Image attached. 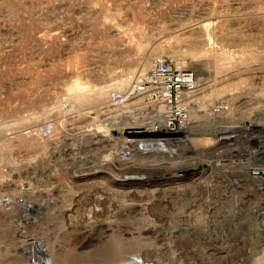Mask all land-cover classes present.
<instances>
[{
	"label": "rangeland",
	"instance_id": "374dc122",
	"mask_svg": "<svg viewBox=\"0 0 264 264\" xmlns=\"http://www.w3.org/2000/svg\"><path fill=\"white\" fill-rule=\"evenodd\" d=\"M80 1L81 0H0V41L4 44L0 47V264H47L49 262H45V259L46 257L49 258V256L51 258V260L49 259L50 263L53 262L54 264H75L76 262H80V264H107L103 263V261L102 263L99 262L101 261L100 258H93V253H89L90 255L88 253V255H77L74 260L69 259L70 256L83 251L82 249H78H80V245L84 242V235L93 227V225L91 226L93 222L91 219H98V217H94L95 214L93 211L95 208L94 188H87L88 190L86 189L81 194V196L84 195L85 197L82 196L81 198V196H79V200L76 199L77 201L75 200L74 202L71 200L72 203H70V197L78 195L81 191L75 186L76 184H73L76 180L70 178L72 174L78 173L77 170H85V173L94 172V168L102 165V169L100 168L101 171L114 175L117 172L135 171V169H138L137 167L145 164H154L155 166L159 165V167H157V175H159L157 179L176 175L183 176L187 173L185 172L187 169V162L183 160L175 161L170 154V152H172L171 149L166 153L165 151H167L168 148L164 150L159 145L163 152L154 153L151 152L152 150L146 152L144 148L147 147L148 144L141 142L139 139L137 140L136 147L133 149L130 160L127 161V163L116 161L117 158L114 157L115 153L113 150L118 148L121 144H124L123 136L128 130H130L129 123H141L139 120V122L136 120V122L133 121L135 114L131 112V108H127L128 110L126 109V111H130L129 114L131 113L130 116L132 120H121L124 115H128V113L125 114L126 111L123 115L122 112L115 111V115V112L112 110L106 111L105 109H102V106L100 105L101 107L98 106L99 108L91 107L90 109L85 110V113L88 112L89 114L86 116L83 115L82 117L80 116V118L77 117L78 119L65 120L63 119L62 113L56 115L51 114L53 113L51 112L50 115L48 114L39 117L41 119L37 120L38 122H32L31 116H40L42 115V111L50 109L51 104L53 105L55 103L57 95L59 96L60 94V97L63 99L64 95H62V90L68 83H71L76 79V75L77 79L82 80V82L87 81L95 87L102 86L103 75L107 70L113 71L115 74L117 73L116 76L118 77L119 71L123 70L119 61L126 56L132 57L135 54L138 55V51L135 48L137 45H140V47L143 48L140 53H146V51L151 49L149 47L158 45L160 47L170 46L169 48H176L177 56L172 60L176 63L178 61L184 63V68H182V70L190 71L195 75L197 77V85H199L198 83L200 82L202 86L210 87L209 83L211 82V79L213 80L214 78L213 74L222 79L225 77L227 78L230 74L235 75L238 73L236 75L238 77L229 80V83L218 84V80H220L219 78L217 83H215V85L213 84L215 88H219L221 85L223 86L233 82L234 86L231 85L234 88V92H232L234 94H228L234 96V98H231L230 96V102L233 99L235 100V94L239 92V89L248 90V92L251 91V93H253L257 91V89L264 88V68H262L264 63H260L264 60L263 55L262 57L261 55L257 57V62H254L255 64L258 63L256 65L250 63L251 61L248 63L250 66L245 62H240L241 64L244 63L242 65H245V70L241 69L243 66L237 62L238 64H229L227 67L228 69L225 66L226 69L223 68L222 70H219L216 72L217 74L214 72L211 74V70H209V66H207L205 69L206 72L209 71V77L207 75L205 76V74L204 76H199L193 67L192 60L187 56V51L184 45H181L178 41L170 40V37L173 36L168 37L166 31L165 33L164 31L159 32V28H157L160 26V24L158 25L160 21L159 12H161L160 9H162V7H164L163 9L168 10L169 8L171 9L174 6H181L185 3L188 5L194 4V6L198 7V4L200 6L204 4V2H215V5L217 4L218 6L216 7L219 13V6L223 0H107V4L104 3L107 5L104 7L107 9V12L105 11L106 9H103L107 14L103 12L102 14L104 15L101 14L99 18L102 20L107 19L105 21L114 20L115 23L120 25L123 31V35H120L121 37L123 36L121 38V41L123 42L120 43L123 46H115L116 43L111 41L108 42L111 44V49H107L105 48L104 44L106 43L104 40H100L101 38H93L86 45L78 44L76 46V43H73L74 41H72L73 45L75 44V47H73V50L69 52V54H65L62 53L60 49V43L70 41V44L71 40L65 36H61L59 40H55L53 43L42 49L34 47V30L36 25L42 22L40 17L43 18L48 12L54 10L57 11L56 7L63 3H66L68 6H65L66 10L64 9L63 13L60 12L59 19L54 21L55 24L61 25L60 28L63 30H72L74 34L80 35L82 33H88L90 36L93 35V37H95V29H87L82 22H76L74 21V17H72L73 7H77V5L81 6V3L85 2L84 0ZM160 4H162V6H160ZM1 7H5L7 12H4ZM220 11L222 12V10ZM229 13L232 14V11H229ZM62 15L65 16V18ZM66 15H68V17ZM215 16H218L217 13ZM24 17H27V20ZM79 17L80 16L77 18ZM49 28H51L49 25L44 26L43 33H46L47 35ZM88 30L89 32H87ZM13 32L20 36L19 40L16 42L9 41ZM261 33L264 35L263 31H261L260 34ZM253 34L254 33H251L250 36H255L259 33L257 31L255 35ZM48 36L49 34L47 37ZM159 36L162 39L159 38ZM130 39L133 40L131 41ZM3 40L7 42V45ZM125 42L130 45V48ZM176 42L177 44H175ZM9 43L11 44L9 45ZM162 56L164 58H169V56L164 54L156 59L163 58ZM241 57L243 58V56ZM258 59H260L259 62ZM233 65H235V67L241 65L242 67L234 68ZM251 65L254 68H252ZM256 66L259 67V70ZM92 67L95 68L93 69ZM230 68H233V70H229ZM117 69L118 71L116 72ZM223 70H227L228 72H224ZM203 80L205 82L210 81L209 83H206L208 86ZM238 80H240V82H238ZM237 83L240 84V86ZM243 83L245 85H243ZM112 91L118 92L117 90ZM235 91L238 92L235 93ZM219 98H222V96ZM238 101L240 102L239 107H241L242 102L246 100ZM210 105L211 103H209L205 112L208 113ZM254 106L255 105L251 104V107L247 110L244 109L245 113L242 115L241 112L244 110H239L240 122H247L249 120L251 123L256 124V126H254L255 129L264 130V112L262 114L259 110H250V108H253ZM120 114L122 116H120ZM130 116L128 117L130 118ZM93 118L98 121L99 125L104 127L103 131L94 130V127L90 126L93 122L91 121ZM193 122L195 126L198 125L193 134V147L187 145L186 147L189 148L190 153H188V151L186 152L185 147L184 149L182 148L183 150L180 153L185 155L183 156L185 159H188L189 156H193V161L195 162L200 160L205 161L207 159L208 162L211 161L215 163L216 161L219 165H222V161L225 160L224 152H209L207 151L208 149H206L208 139L215 137L216 133H210L212 128L215 127L211 126L209 128L207 126V128H204L201 125L200 127L199 124H202L201 119H195ZM58 123L60 125H58ZM218 123L222 124L220 121H217L214 124L216 125ZM49 124L52 125V128L56 133L59 132V130H62L63 132H68V135L66 134V136L62 138L61 136L56 137V140L51 141L50 143H45L39 137L38 132L40 128ZM106 124L112 125L104 126ZM154 125L157 127V120L155 119L153 121V126ZM150 128L151 127L148 129ZM103 134L107 136V139L101 137ZM146 134L147 136H152L151 139L157 144V135H154L157 133L148 130ZM229 134L232 135L233 132H230ZM23 135L33 138L31 146L26 145L27 143ZM222 172L223 170H219V174L221 175V178L219 179L221 187L223 186L222 179H235L234 176H231L230 174H226L227 176L222 178ZM234 174L237 175V180H244L240 177V172L237 174L234 172ZM115 176L117 175L115 174ZM107 177L111 178L112 176L107 175ZM183 184L184 182L178 184L174 182L173 186H168L171 189L174 187V190L176 191L172 190L171 194L165 193L164 191L161 192V194L159 193L157 195L158 197L155 198L157 199V203L153 202L155 208H150V211L141 210V213L137 214L138 216L135 215L133 220L132 217L128 218V220L127 218H115L116 220H114V217L111 215L116 212V210L111 211L110 208L107 209V214L100 218L105 224H111L110 227L112 228L120 225V228L124 227L127 231L130 229L129 231L131 234L144 225L156 223V215L157 220L161 221L162 219L164 222V224H162L163 226H160L159 224H161L162 221H157L161 230L168 231L170 228L178 229L179 227V229L183 230L179 231V233H175L176 237L173 236L174 238L170 241H164L163 244L165 246L163 247L161 246V243H153L154 241L151 239L143 241V246L140 252L143 254L144 251L149 249L148 251L150 252H148V256L143 257L139 252L136 254L137 256L135 255L137 261L134 260L129 264H248L245 258L250 254L247 253L249 248L245 242H247V239L248 241L252 239V234L248 231L249 224L247 223L248 217L253 216V213L251 212L252 209L246 211L247 209L245 206L243 209V216H245V214L248 216L244 217L245 220H241L243 224L239 223V225L232 226L229 222L232 219L229 218L230 211L235 213L240 212L236 209L238 196L233 195L227 196V202L224 201V203H226L222 207L219 206L215 213L218 215L217 218H207L208 222H206L203 215L199 213L192 219H187V189ZM250 188L252 189V186H250ZM250 188L246 190H250ZM202 192L203 191L195 190L194 193L200 196L202 195ZM247 192L248 195L252 196V191ZM202 196L205 195L203 194ZM225 198L226 196L224 197V200ZM254 202L256 204L255 198L253 203ZM70 204L74 206L73 208L76 209V213L71 214L70 219H66L65 217L62 218L60 214L70 206ZM251 208H253V205ZM259 209L261 211H259L260 213H262V211L264 212V209H261V207ZM240 213H242V211ZM159 214L161 215L160 217ZM128 223H130V225ZM99 233L101 235L102 232ZM120 235L121 234H119L118 231L113 232L111 241L114 244L117 243L115 245H127L131 243V241H133L132 238L135 237L134 235L130 236L131 238ZM207 235L209 236L207 237ZM218 236L222 237L224 241L222 248L228 247L230 250L227 254L213 256L214 252L212 250L220 246ZM224 238H226V240ZM124 241H127L128 243ZM225 241L226 244H224ZM150 245L151 247H149ZM101 250L98 251V254L100 252L103 254V250ZM86 256H89L90 259H87ZM153 256L156 257V260ZM80 260H82V262ZM142 260L145 261L143 262ZM73 261L74 263H72Z\"/></svg>",
	"mask_w": 264,
	"mask_h": 264
},
{
	"label": "bare ground",
	"instance_id": "6f19581e",
	"mask_svg": "<svg viewBox=\"0 0 264 264\" xmlns=\"http://www.w3.org/2000/svg\"><path fill=\"white\" fill-rule=\"evenodd\" d=\"M84 1L85 2L81 3V6L77 5V7H73L72 17H74V19H75L74 21H76V22L80 21V23L82 22L83 25L86 26L87 29L88 28L95 29L96 30V34L94 35L95 37H93V35L90 36V34H88V33H86V34L82 33L80 35L74 34L72 32V30L71 31L66 30V29L63 30L62 28H60L61 25L55 24L54 21L59 19L58 17H60V12L63 13L64 9L66 8L65 6H68L66 3L62 2L65 5H63L61 3L62 5L56 7L57 11L54 10V11L48 12L43 18L40 17L42 22H40L38 25H36V28L34 30V35H33L34 47L42 49L43 47L48 46L49 44L53 43L55 40H59V38L61 36L67 37L69 40H71V43H72V41H74L73 43H76V46L78 44L86 45L93 38H95V39L101 38L100 40H104L106 43L104 45H105V48H107V49L108 48L111 49V44L108 43L111 41L116 43L115 46H123L120 43V42H123V41H121V38L123 36L122 37L120 36V35H123L122 34L123 31H122L120 25L118 23H115L114 20L110 21L108 17L107 18L109 21H105L107 19L102 20L101 18H99L100 15L104 12L103 9L104 10L106 9L104 7L107 5H105L104 3L107 4V2H106L107 0H104V2H103V0H84ZM213 1H215V0H213ZM216 3H217V1H216ZM72 5H71V7H72ZM191 5L194 6V4H191ZM191 5H188L185 3L181 6L176 5L177 7L174 6L173 8H171V9L169 8L168 10H165V9H163L164 7H162L163 11H162V9H160L161 12H159L160 13L159 14L160 15L159 16L160 21H159L158 25L160 24V26L157 28H159V32L164 31V33H165V31H166L168 37L173 36V37H170L171 38L170 40L178 41L179 43H181V45L182 44L184 45V47L186 48V51H187V56H189L190 60H192L193 67L197 71L199 76L200 75L204 76V74H205V76L207 75L209 77L210 73H209V71L206 72V69H205V67H207V66H209L208 69L211 70V74H213L212 72L216 73L219 70H222L223 68H225V66L227 68L229 66V64H232V63L236 64L237 62L238 63L245 62L248 64L249 61H251L250 63L255 64L254 62H257L256 61L257 57H259L260 55H261V57H262V55L264 56V35L262 33L260 34L261 31H263V33H264V0H223V1H221L220 6H219V8H220V10H222V12L219 10V13L217 11L218 6H217V4L215 5V2H211V3L204 2V4H202L200 6L198 4V7L197 6L193 7ZM160 6H162V4H160ZM167 6H168V4H167ZM165 8H167V7H165ZM1 9H3L4 12H7V9L5 7L4 8L1 7ZM54 9H55V7H54ZM67 11H68V9H67ZM70 11H71V8H70ZM105 11L107 12V9ZM229 11H232V14H230L231 12L229 13ZM106 12H104V13H106ZM216 13L218 16H215ZM102 15H104V14H102ZM66 16L68 17V15H66ZM76 16L77 17L80 16V17L77 18ZM63 17L65 18V16H63ZM24 18L26 19L27 17H24ZM197 20H199V21H197ZM48 25L51 28L48 29L49 36L47 37L48 34L46 35V33H43V29H44V26H48ZM257 31L259 34L255 35V33H257ZM87 32H89V30ZM94 33H92V34H94ZM251 33H254L253 35H255V36H250ZM167 35H166V38H167ZM19 37H20L19 34L13 32L11 34L10 40L9 39L8 40L10 42H12V41L16 42L19 40ZM159 38H161V37L159 36ZM100 40H98V41H100ZM166 40H168V39H166ZM4 42H5V44L7 43L6 41H4ZM69 42L60 43V49H61L62 53H65V54L68 53L69 54V52H71L73 50V47H75V44L74 45H73V43L69 44ZM2 44L3 43H1V41H0V47ZM10 44L11 43H9V45ZM125 44L128 45V43H126V42H125ZM167 44H169V43H167ZM175 44H177V42ZM112 45H113V43H112ZM169 45H171V44H169ZM128 47L130 48V45H128ZM166 47H168V46H166ZM166 47H160L157 45V46L149 47L151 49L146 51V53H143V52L140 53V51H142L143 48H141L140 45H137L135 48L138 51V55L133 54L134 56H132V57L126 56L121 61H119L123 70L119 71L118 77L116 76L117 73L115 74V72L107 70L106 73L103 75V83H102L103 85L102 86L95 87V86L89 84L87 81L82 82V80L77 79V75H76V79L73 82L68 83L67 86H65L64 89L62 90V92H63L62 95H64L63 99L60 97V94H59V96L57 95V98H55L56 101L53 105L51 104L50 109L42 111V115H40V116H37V117L31 116L32 122H36L37 120L41 119L39 117H43L44 115H48V114L50 115L51 112H53L51 114H56V115H60V113H62L63 119L72 120V119H76L77 117L80 118V116L82 117L83 115L86 116L87 114H89L88 112L85 113V110L90 109L91 107L99 108L102 106L101 108L105 109L106 111H110V110H112L113 112L120 111V112H122V115H123V113H125L127 108H131V110H132L131 112L133 114H135L134 115L135 119L133 118V121L134 122L140 121L141 123L140 124L139 123L136 124L133 122L129 123L130 130H128L123 136L124 137V139H123L124 144H121L115 150L112 149L113 152L115 153L114 157L117 158L116 161H121L122 163H127V161L130 160V156H131V153L133 152V149H135V147H136V142L138 139L141 142L148 144V146L144 148V150L146 152L148 150H152L151 152H154V153L163 152V150H161V148L166 150V148H168V146L162 145V146H160L161 147L160 148L159 145L156 144V142L151 139L152 136L151 137L147 136L146 133L148 132V130H150V131H154L155 133H157V134H154V135H157V137H166L163 130H160V129L157 130V127H160L161 123H159V120L161 119L163 112H165V109L160 106V107H158L159 109L157 110L153 104H151L150 102L147 101L146 97H143V96H140L139 94H136V87L134 86V81L137 79H140L141 77L146 75L147 71L150 68L151 63L154 61V59L156 60L157 57L159 58L161 55L166 54L167 56H169L170 59H173L175 56H177L176 55L177 54L176 48L172 49V48H169L170 46L168 48H166ZM185 48H184V50H185ZM186 51H184V52H186ZM241 56H243V58ZM259 61H260V59H258V62ZM260 63H264V60H263V62H260ZM175 64H176V67L179 69L184 68V66H183L184 63H181L180 61H178L177 63L175 62ZM242 64H244V63H242ZM256 64H258V63H256ZM263 65H262V68H264ZM233 66H234V68L240 67V66L235 67V65H233ZM248 66H250V65L248 64ZM244 67H245V65L241 69H244ZM251 67L254 68L252 65H251ZM259 67H257V69ZM92 68L94 69L95 67H92ZM257 69H255V70H257ZM229 70H233V68L232 69L230 68ZM117 71H118V69L116 70V72ZM225 71H227V70H225ZM237 74L238 73H236L235 75L230 74L231 76L229 75L227 78L225 77L222 79H221V77H219L220 80H218L219 79L218 76L216 77V75L213 74L214 78H213V80L211 79L212 83L209 81L211 84L208 81L205 82L204 81L205 79L203 80L205 82V84L209 83L210 87H204V86H202V84H200V82L198 83L199 85H197V83H196L197 77L194 75L193 88L188 95V100H189V105H190L189 111H188V116H189L190 120H192V121L195 119H201L202 124H199V126L201 125L204 128H207V126L209 128L211 126H214L215 128H212L210 133H216L215 136H217L218 134H221L223 136L227 135V132L223 131L226 128L219 129L218 125L220 123H218L216 125L214 124L215 122L219 121L217 119L216 115L214 114L213 108H212L216 102H219L221 100H225L229 104L230 107H233V105H236V104L240 105V102L238 100H246V101L242 102L241 107H239L240 108L239 110H244V109L247 110L249 107H251V104H253L255 106L253 108H250V110H253V111L259 110V112L262 114L264 112V88L263 87L260 89H257V91H255L253 93H251V91L248 92V90L239 89L238 90L239 92L235 91V93L236 92H238V93L235 94V97H236L235 100L233 99L231 102L229 100L232 97L234 98V96H231L234 94V93H232V92H234V88L232 87L233 82H231L232 85L231 84H227V85H223V86L221 85V87L215 88L214 85H215V83H217V80H218V84L219 83L220 84L226 83V82L229 83V80H232L233 78L238 77V76H236ZM240 80H238V82H240ZM242 81H244V80H242ZM244 82H246V81H244ZM261 82H262V80H261ZM238 85L240 86V84H238ZM241 85H242V82H241ZM243 85H245V84L243 83ZM217 86H220V85H217ZM112 90H117L119 92V94H120L119 100H117V101L112 100V96H113L112 93H114ZM228 93L229 94L231 93V95H229ZM55 96H56V94H55ZM221 96H222V98H219ZM230 96H231V98H230ZM254 96H255V98H254ZM214 99H217V100H214ZM63 102L68 103L70 105V109L68 111L65 110V108L63 106ZM209 103H211V105H210V107L208 109V113H207L205 111H206V108L209 106ZM135 107H137V108H135ZM96 110H98V109H96ZM123 110H124V112H123ZM230 110H232V108ZM245 110L241 112V115L245 113ZM83 111H84V113H83ZM113 112H112V114H113ZM116 112H115V115H116ZM129 112L126 111L125 114L128 113V115L127 116L124 115L121 120L131 119V116H130L131 113L129 114ZM44 113H46V114H44ZM101 113H102V111H101ZM107 113H109V112H107ZM227 114L231 115V112H228ZM122 115L120 114V116H122ZM257 115H258V113H257ZM67 116H69V117H67ZM128 116H130V118ZM90 118H91V116H90ZM154 119L157 120V127L155 125L153 126ZM91 121H93V122H92V124H90V126L91 127L93 126L94 130H102L103 131L104 127L99 125L98 121H96L95 118H93V120H91ZM58 125H60V124L58 123ZM110 125H112V124H106L104 126H110ZM149 127H151V128L148 129ZM197 127H198V125H196V126L194 125V130ZM31 133H32V131H31ZM258 133L263 134L264 130H260ZM94 135H96V134H94ZM97 136H99V135H97ZM16 137H18V136H16ZM23 137L27 143V144L26 143L25 144L27 146H31V142H33V138H31L30 136H27V135L26 136L23 135ZM32 137H33V134H32ZM101 137H103L104 139H107V136L104 134L101 135ZM16 139H18V138H16ZM167 140L168 139H158V141H167ZM98 143H100V142H98ZM169 149L170 148H168L167 151H165V152L166 153L169 152ZM171 150L173 153L170 152V154L172 155V158L175 161L183 160V161L187 162V166H186L187 169L185 171L187 173L185 175H183V176L176 175V176H172V177L157 179V177H159V175H157V169H158L157 167H159V165L155 166L154 164L153 165L145 164V165H142L140 167H137L138 169H135V171H132V172H129V171L128 172H117V173H115L117 176H115L114 173H113L114 175H112L111 173L108 174V173H105L104 171H101L102 165L94 168V172L85 173L86 172L85 170H77V172H78L77 174L74 173L70 176L71 179L76 180L73 184H76L75 186H77L78 190H81L78 195H76V196L73 195L71 197L69 196L70 201L73 200V202H74L76 199H78V197L81 196V194L87 188H91V187L94 188L95 192L94 191H92V192L95 193V195H94L95 196V203L94 204H95L96 209L94 208L95 210L93 209V211L95 214L94 217H98V219H99V220L98 219L97 220L91 219V220H93V222L91 224V226L93 225V227L90 228V230L84 235V237H83L84 242L80 245V247H79L80 249H78V250L82 249L83 251L78 252L77 254L70 256L69 257L70 260H74L77 257V255H88L89 253H91V254L93 253V255H92L93 258H96V257L100 258L101 261H99V262H101V263L103 261V263H107V264H126V263L129 264V263H132L134 260L137 261L135 255L141 251L142 246H143V243H142L143 241H145V240L147 241V240L151 239L152 241H154L153 243L158 242V243H161L162 247L165 246L163 244L164 241H166V240L170 241L172 238H174L173 236L176 237L175 233H177V232L179 233V231H181L182 229H179L180 228L179 227L178 229L170 228L168 231L161 230L160 226L162 224H164V222L162 221V219H161L162 217H161L160 219H161L162 223L159 224L160 226H158L157 221L158 222H161V221L157 220L156 214H155L156 215V218H155L156 223L144 225L140 229L138 228V230L134 231L133 234L130 233V231H129L130 229L127 231V229H125L124 227L120 228V225L118 227L116 226L115 228H112V227H110L111 224H105L104 222H102L100 220V218L104 217L105 214H107V212H108L107 209L110 208L111 211L116 210V212H114L111 215L112 217H114V220H116L117 218L118 219L127 218V220H128V218H131V217L133 220V217H135V215H137V214H140L141 210L142 211H150V208L154 207L153 202L157 201V199H155V198L158 197L157 195L159 193L161 194V192L164 191L165 193L171 194L172 190H174V187H172V189H171L168 186H170V185L173 186L174 182L176 184L184 182L183 186L186 187V189H187V197L186 198L188 200V204L185 202L186 206H187V209H186L187 210L186 211V214H187L186 218L187 219L188 218L192 219L195 215H197L199 213L203 215L206 222H208L207 218H209V219L211 217L217 218L218 215L215 213H216L217 209L219 208V206L222 207L227 202L226 201L227 196H233V195L238 196V202L236 205V209H237V211H240V212L242 211V213H240V212L235 213V212L230 211L231 213H230L229 218L230 219L232 218V219L229 222L232 226H236L237 224L239 225V223H242L241 220L244 219V217L248 216L247 214H245V216H243L244 215L243 209L245 206L247 209L246 211L252 209L251 212L253 213V216L248 217V221H247V223L249 224V227H248L249 230L248 231H250V233L252 234V237H251L252 239L248 241V239L246 238L247 242H245L249 248L247 253H249L250 255L245 259L248 262V264H264V246H263V244H264V212L262 211V213H260L261 212L260 209L257 206H254V204H255V202L253 203L254 197L248 195L247 191H251L250 186L252 185V182L250 180H248L247 178H245L244 180H241L242 182L240 180H237L236 179L237 175H235L234 172L231 171L229 174L231 176L233 175L235 179L229 180L228 182L225 183V185H223L221 187L220 186L221 182L219 181V179L221 178V175L219 174V170H221V165H219L218 162L215 161L214 165H212L211 162L209 163L207 161L205 162V161H201V160L195 162V161H193L194 160L193 156L190 159H185V157H183V156H185V155H183V153L176 152L174 149H171ZM148 153H150V152H148ZM107 156H109V155H107ZM111 158H112V156H111ZM192 158H193V160H192ZM163 167H166V166H163ZM176 167H177V165H176ZM171 168H172V166H171ZM207 172H209V176L212 177L213 182H212V180H210V183L208 185L204 184V191L205 192L204 193L202 192L201 194L202 195L205 194V196H202L199 194L200 196L196 195L194 197L192 195V192H190L191 188H192V183L188 180V176L193 174L194 177H198V178L200 177L201 178ZM146 174H149V175H146ZM107 175H110L112 177L108 178ZM143 175H144V177H143ZM171 179H173V180H171ZM205 179L206 178H204V181H205ZM215 180H216V183L214 184ZM165 186H167V187H165ZM248 188H250V190H246ZM238 190L239 191L241 190V191L239 192ZM174 191H176V190H174ZM82 196H84V195H82ZM82 196H81V198H82ZM164 196H165V194H164ZM169 196H171V195H169ZM225 196H226V198L224 200ZM224 201H226V202L224 203ZM70 203H72V201ZM252 205H253V208H251ZM73 207L74 206H72L70 204V206H68L65 210L62 211V213L60 214L61 217L62 218L65 217L66 219H70L71 214L76 213V209H74ZM261 209H264V208H261ZM77 210H78V208H77ZM249 213H250V211H249ZM235 214H238V215H235ZM145 215H143V216H145ZM162 215H163V213H162ZM160 216L161 215L159 214V217ZM165 219H164V221H165ZM170 219H171V217H170ZM105 222H107V221H105ZM119 222H120V220H119ZM127 222H130V221H127ZM148 222H150V221H148ZM128 224L130 225V223H128ZM251 225H252V227H251ZM126 228H127V226H126ZM114 231H118L119 234H121L123 237L131 238L130 236H133V235L135 237L132 238L133 241H131V243H129V244H127L128 243L127 241H124V242H127L126 243L127 245H119V244L115 245L117 243L114 244L111 241V236H112ZM99 232H102L101 235ZM209 235H207V237ZM243 237H245V236H243ZM209 238H212V237H209ZM224 239L226 240V238H224ZM218 240L220 241V243H219L220 246L218 248H214V250H212L214 252L213 256H215V255L218 256L219 254H227L230 250L228 247L222 248L223 242H224L222 237L218 236ZM79 241H81V240H79ZM215 242H217V241H215ZM209 243H211V242H209ZM224 244H226V241ZM149 247H151V245ZM101 249L103 250V254L101 252L98 254V251ZM148 250L149 249H147V251H144L143 254H141V252H140V255H142L143 257L148 256V252H150ZM210 254H208V255H210ZM200 255H201V253H200ZM86 257H87V259H90L89 256H86ZM47 259H48V261H47ZM49 259L51 260L50 256H49V258L46 257L45 262H49L47 264H52L53 262L50 263ZM61 259H62V257H61ZM154 259L156 260V257H154ZM221 259H222V257H221ZM97 260H99V259H97ZM76 261H79V260H76ZM80 261L82 262V260H80ZM142 261L144 262L145 260H142ZM72 263H74V261ZM76 263H78V262H76ZM87 263H89V262H87ZM78 264H80V262Z\"/></svg>",
	"mask_w": 264,
	"mask_h": 264
},
{
	"label": "built area",
	"instance_id": "2783aa9c",
	"mask_svg": "<svg viewBox=\"0 0 264 264\" xmlns=\"http://www.w3.org/2000/svg\"><path fill=\"white\" fill-rule=\"evenodd\" d=\"M193 82L194 75L190 71L177 68L175 62L169 58L154 60L146 75L134 81L136 94L146 97L147 101L153 104L157 110L160 106L165 109L159 120L160 127H157V130H163L166 137H157V140H168L157 141L158 145H166L176 152H182L185 147L186 152L190 153L186 146L193 147L194 123L188 116L190 107L188 95L193 88ZM112 94L113 101L120 99L119 93L114 92ZM63 106L66 111L70 109L68 103L63 102ZM212 108L217 119L222 122L218 128H226L223 131L227 132V135L218 134L214 138L208 139L207 151L224 152L225 160L222 161L221 165L222 178L231 171L236 172V174L240 172L241 178H247L252 182V196L256 201L254 206L264 208V133L259 134L260 129H255L256 124L249 120L240 122L238 104L230 107L225 100H221L216 102ZM231 108L232 110H230ZM228 112H231V115H227ZM230 132L233 134L230 135ZM38 133L45 143L56 140V137L61 136L62 138L66 134L68 135V132L62 130L56 133L51 124L40 128ZM191 157L189 156L188 159ZM211 164L214 165L215 163L211 162ZM204 178H206L205 181ZM188 180L192 183L190 192L194 197L196 196L195 190L204 193V184L208 185L210 180L213 182L209 172L201 178L191 174L188 176ZM228 181L229 179H222V184L225 185Z\"/></svg>",
	"mask_w": 264,
	"mask_h": 264
}]
</instances>
